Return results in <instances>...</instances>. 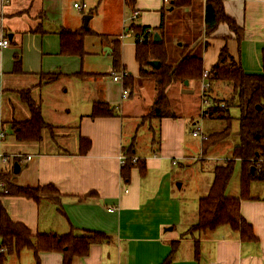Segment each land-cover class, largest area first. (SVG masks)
<instances>
[{
    "label": "crops",
    "instance_id": "crops-1",
    "mask_svg": "<svg viewBox=\"0 0 264 264\" xmlns=\"http://www.w3.org/2000/svg\"><path fill=\"white\" fill-rule=\"evenodd\" d=\"M172 1L135 0L131 7L127 0H0V40L10 42L7 48H0V155L7 158V163L0 160V165L10 170V159L18 156L19 186L53 184L61 194L59 203L46 199L40 204L0 196V209L34 234L64 235L77 230L110 237L108 243L92 245L86 257L76 258L72 264H165L175 242L177 249L170 264H264V195L251 194L252 200L240 205L257 241H242L228 226L189 233L198 221L199 200L209 193L213 182L195 196L191 211H185L180 194L184 184H178V189L175 186L181 178L176 168L184 169L195 160L187 142V128L194 119L186 126L176 114L180 102H173V98L174 91L183 94L193 85L199 90L202 82L175 83L167 88L169 111L175 118H147L156 99V83L140 77L131 29L158 28L164 17V29L158 34L171 64L180 60L179 54L171 58L172 48L186 47L201 55L205 70L210 71L226 47L246 74L259 75L263 73L264 0H220L225 13L242 28L240 42L227 24H220L210 37L205 35V6L212 0H191V6L185 8H173ZM75 4L87 8L81 11L74 8ZM135 12L138 15L134 19ZM85 16H91L87 30ZM62 29L97 34L87 35L84 41L86 57L97 59L91 60L88 71L84 69L85 59L61 55ZM88 38L98 46L94 51L85 48ZM113 41L121 46V67L134 80L127 99L122 97L123 82L113 81ZM15 55L21 60L22 74L14 73ZM43 75L60 78L39 88L37 77ZM64 80L79 92L81 101L71 119L62 123L54 117L50 123L44 120L54 129L66 128V134L51 139L44 133L41 143H16L10 124L29 119L30 113L27 108L14 111L11 102L15 92L31 89L32 99L42 107V90ZM199 91L197 106L201 110ZM95 102L115 108L118 116L90 119ZM61 112L71 114L69 109ZM80 138L91 141L85 155L79 151ZM132 143L135 157L144 168H133L126 182L121 176L120 158L123 147ZM90 193L96 196L80 200ZM39 260L40 264H63V255L43 252ZM1 264H36L35 254L25 249L6 256Z\"/></svg>",
    "mask_w": 264,
    "mask_h": 264
},
{
    "label": "trees",
    "instance_id": "trees-1",
    "mask_svg": "<svg viewBox=\"0 0 264 264\" xmlns=\"http://www.w3.org/2000/svg\"><path fill=\"white\" fill-rule=\"evenodd\" d=\"M127 1L131 7L134 6L135 0ZM171 6L173 8L189 7L191 0H173ZM204 22L207 37H210L220 24H227L238 42L242 40V28L225 13L220 0L206 3ZM131 29L137 46L136 60L140 66V77L152 78L156 83V99L147 118L158 120L175 118L169 111L167 88L175 83L183 84L185 81L202 82L203 74L206 72L203 58L197 52L184 47L180 54V60L175 65L170 63L165 43L154 41L155 33H161L164 29V17H162L161 25L158 28L132 27ZM89 34L95 33L72 32L62 29L60 32L61 55L83 58L86 55L84 41ZM112 45L113 73L126 71L121 67L119 41H113ZM153 61L159 63V68L150 65V62ZM208 72L210 88L205 92L206 94L204 93V96L209 99L210 89L214 82L230 85L232 96L228 100L212 99V105L208 108V117H216L225 121L227 127L204 140V152L221 144L230 136L233 118L229 109L232 106H237L240 110L238 132L240 143L234 148L231 160L214 167V180L211 189L205 197L199 200L198 221L190 228L189 233L213 232L220 226H228L240 235L242 241H257L252 225L241 214L240 205L244 200H252L251 185L253 183H264V52L262 74H246L240 63L229 54L226 47L221 50L217 64ZM14 73L22 74L21 60L18 55H15L14 59ZM45 77L49 78L47 84H50L56 82L60 75H46ZM123 84L126 90H131L134 87V80L128 74L123 79ZM19 96L28 109L30 118L25 121L12 122L10 124L12 135L18 144L41 143L44 133L51 132L54 128L45 122L39 103L35 102L28 93L26 95L19 93ZM117 116L115 108L105 102H95L88 117L95 120ZM90 148L91 141L89 139H79L81 154L85 155ZM122 156L125 157L126 163L122 167L121 176L126 182H129L131 170L137 167L143 169L144 163L139 160L136 164L132 163V159L135 157L134 143L123 147ZM13 161L14 165L18 164L19 157H14ZM237 161L241 164L240 194L237 198H231L226 195V192ZM16 178L14 166L10 170L3 169L0 179L6 192L0 193V196L22 197L33 200L37 204L46 199L59 203L61 194L53 184L23 187L17 184ZM95 196V193H90L80 200ZM109 241L110 237L107 234L93 231L77 232V230H72L64 235L34 234L24 224L13 221L3 208L0 209V250H4L3 253H0V264L6 256L19 254L25 249L34 252L36 264H40L39 254L43 252L61 253L63 264H72L74 259L86 257L92 245L104 244ZM171 248L172 252L165 264L172 262L177 243H173Z\"/></svg>",
    "mask_w": 264,
    "mask_h": 264
},
{
    "label": "rangeland",
    "instance_id": "rangeland-1",
    "mask_svg": "<svg viewBox=\"0 0 264 264\" xmlns=\"http://www.w3.org/2000/svg\"><path fill=\"white\" fill-rule=\"evenodd\" d=\"M97 44L94 42V39L88 38L85 44V48L87 51H94L97 48ZM184 47L172 48L173 52H171V58H173L176 54H181L183 52ZM178 56V55H177ZM176 56V58H177ZM76 57V56H73ZM79 59H82L78 57ZM84 61V69L88 71L87 68H92L91 60L93 62L97 61V59H93V57H83ZM101 60V59H99ZM48 77L39 76L37 77V87L42 88L47 85ZM68 83L70 81H61V83L57 84L55 87L51 86L50 89H43L41 94V105H42V117L47 123H50L52 117H54L60 123L67 121V119H71L76 105L80 103L79 92H75L72 87H68ZM68 87V88H67ZM202 87L201 84L199 90H201L199 99L201 110L199 109L197 102V93L200 91L196 87V85L189 86L185 89L183 94L174 91L173 102H180L179 110L176 109L177 117L183 120L188 126L190 119H194V121H199V125L201 127L202 135L207 138L214 133H218L223 131L227 127V123L225 121L219 120L216 117L210 118L208 117V108L203 105L204 99L202 97ZM68 90V92H66ZM231 86L222 82H214L211 86L210 93L213 98H217L220 100H228L231 98L232 93ZM66 92V93H65ZM19 93L21 94H29L32 97V90H21L15 92L13 96V102H11L14 111L17 113L21 112L26 106L22 103ZM18 95V96H17ZM209 94V101L212 104V97ZM136 98V95H133ZM169 107V102H168ZM71 110V114L67 115L66 113H62L61 111ZM74 109V110H73ZM230 115L233 118L231 123L230 136L221 144L211 147L204 152L203 143L204 140L201 137L194 138L192 136L193 127L191 123L187 128V142L190 148V155L195 158L194 161L190 162V165L184 167V169L176 168V172L180 174V179L175 182V186L178 189V184H184L182 191L180 192L183 204L186 207L185 211H191L193 201L195 196L198 193H201L207 184H211L213 182V173L211 168L221 165L225 163L227 160H231L234 148L239 145L240 140L238 137L239 132V117L240 110L237 106H232L230 109ZM60 111V112H56ZM178 111V112H177ZM207 113V114H206ZM203 115H207L205 118ZM15 122V121H13ZM148 124H146L147 126ZM45 133H49L48 137L54 139V136L57 134H66V128L62 130L53 129L51 132L47 131ZM141 134V132H140ZM7 137L10 138L9 134ZM141 138L145 139L142 135ZM7 142H11V139L7 140ZM11 168L14 166L13 158L10 159ZM240 172H241V164L239 161L236 162L234 167L233 177L228 185L226 195H238L239 186H240ZM177 183V184H176ZM251 194L255 197H261L264 195V183H253L251 185Z\"/></svg>",
    "mask_w": 264,
    "mask_h": 264
},
{
    "label": "built area",
    "instance_id": "built-area-1",
    "mask_svg": "<svg viewBox=\"0 0 264 264\" xmlns=\"http://www.w3.org/2000/svg\"><path fill=\"white\" fill-rule=\"evenodd\" d=\"M164 3L168 4L169 0H164ZM74 8L82 11V10H85L87 8V6L85 4H83V5L75 4ZM137 15H138V13L135 12L133 14V18L135 19L137 17ZM9 45H10V42H9L8 39H1L0 40V48H7ZM112 75H113V81H115V82H123V79L128 76V72L127 71H121L120 73H113ZM209 77H210V74H209L208 71H206L203 74V80H202V85H203V87H202V97L204 99L203 105L206 106L207 108H209L212 105L210 103L209 99L204 96V93L207 92L209 90V88H210ZM128 96H129V91L124 89L123 92H122L123 99H127ZM206 116L207 115H203L204 118ZM192 127H193L192 136L194 138L201 137V138H203V140L206 139L201 133L202 131H201V127L199 125V121H196V122L194 121ZM1 137L4 138V134L3 133L1 134ZM27 159L31 160V157H28ZM0 160H1V163H5V164L7 163V158L3 154L0 155ZM137 162H138V159L136 157H134L132 159V163L136 164ZM125 163H126L125 157L121 156V158H120L121 166L123 167L125 165ZM2 171H3V169H2V166H1L0 174H1ZM2 192L5 193L6 191L4 190V184H3V182L0 179V193H2ZM3 252H4V250H0V253H3Z\"/></svg>",
    "mask_w": 264,
    "mask_h": 264
},
{
    "label": "water",
    "instance_id": "water-1",
    "mask_svg": "<svg viewBox=\"0 0 264 264\" xmlns=\"http://www.w3.org/2000/svg\"><path fill=\"white\" fill-rule=\"evenodd\" d=\"M90 19H91V16H85L84 17V28H85V30L88 29V23H89ZM154 37H155L154 41H156V42H160L161 41V38H160L158 33H155ZM150 65L152 67H154V68H159V63L156 62V61L150 62ZM185 85H188V81H185ZM19 172H20V166L16 163L14 165V173L17 175V174H19Z\"/></svg>",
    "mask_w": 264,
    "mask_h": 264
}]
</instances>
